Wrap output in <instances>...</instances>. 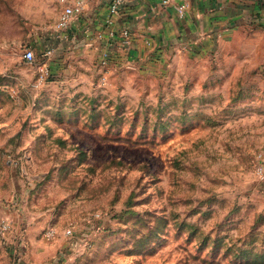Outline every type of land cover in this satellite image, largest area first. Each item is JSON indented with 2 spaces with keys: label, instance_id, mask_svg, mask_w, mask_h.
I'll list each match as a JSON object with an SVG mask.
<instances>
[{
  "label": "rangeland",
  "instance_id": "1",
  "mask_svg": "<svg viewBox=\"0 0 264 264\" xmlns=\"http://www.w3.org/2000/svg\"><path fill=\"white\" fill-rule=\"evenodd\" d=\"M61 8L0 0V264H264V37L62 101L23 57Z\"/></svg>",
  "mask_w": 264,
  "mask_h": 264
},
{
  "label": "crops",
  "instance_id": "2",
  "mask_svg": "<svg viewBox=\"0 0 264 264\" xmlns=\"http://www.w3.org/2000/svg\"><path fill=\"white\" fill-rule=\"evenodd\" d=\"M83 1L84 11L66 30L52 24L41 35L30 30L25 39L40 52L41 61H48L50 76L43 85L62 89L61 94L79 92L98 77L102 81L103 77L154 78L184 58L218 54L229 42L240 46L242 37H264V0H173L168 4L129 0L112 15L111 22L107 21L110 0ZM181 3L186 4L184 15L176 8ZM124 28L132 35L128 46L122 43ZM256 46L261 47L260 42ZM48 49L51 54L44 57ZM104 51L109 52V61L100 66ZM56 96L63 101L65 94ZM31 242L28 239L29 247ZM29 247L17 254L18 264H48Z\"/></svg>",
  "mask_w": 264,
  "mask_h": 264
},
{
  "label": "built area",
  "instance_id": "3",
  "mask_svg": "<svg viewBox=\"0 0 264 264\" xmlns=\"http://www.w3.org/2000/svg\"><path fill=\"white\" fill-rule=\"evenodd\" d=\"M129 0H110L109 7H108V16H107V21L111 22L112 21V15L114 13H117L120 9V6L127 2ZM173 0H163V3L168 4ZM62 8L59 11L58 17H57V22L56 26L60 30H66L69 28L70 23L72 20L80 13L84 11L85 8V2L83 0H59ZM177 10L181 15L185 14L186 10V4L181 3L176 5ZM115 31L111 30L110 35H114ZM121 37H122V43L125 46H128L131 43V32L129 29L124 28L120 32ZM51 54V50L48 49L43 53L44 57H48ZM24 59L27 61L33 63L36 61V52L34 49L27 47L23 53ZM109 61V52L104 51L101 54V57L99 59V64L100 66H106ZM37 67V77H36V84L41 85L46 81L48 78V75L50 74V69H49V64L47 60L40 61L36 64ZM105 80V77H103V81ZM255 170L256 173L261 177L264 178V156L262 153L257 155V160L255 162ZM10 227V222L9 221H3L2 222V230H8ZM73 225H70L66 229L67 234H71L73 232ZM57 234V229L53 226H50L49 228L46 229L45 231V236L48 238H52L56 236Z\"/></svg>",
  "mask_w": 264,
  "mask_h": 264
}]
</instances>
